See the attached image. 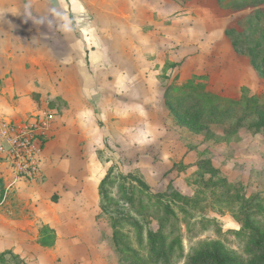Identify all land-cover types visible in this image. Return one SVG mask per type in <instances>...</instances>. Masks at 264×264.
I'll use <instances>...</instances> for the list:
<instances>
[{"label": "rangeland", "instance_id": "1", "mask_svg": "<svg viewBox=\"0 0 264 264\" xmlns=\"http://www.w3.org/2000/svg\"><path fill=\"white\" fill-rule=\"evenodd\" d=\"M65 1L68 9L54 0L50 19L74 36L73 50L86 49L88 72L43 68L35 49L24 75L6 71L0 90V121L57 115L34 180L0 151V211L18 220L22 264H213L201 256L217 243L233 264L261 262L264 0ZM192 77L219 102L205 108L175 90ZM64 128L63 150L48 157ZM110 169L143 178L171 210L136 212L117 185L104 210L97 188ZM112 217L125 219L126 250L113 242ZM42 224L56 230L52 248L37 241ZM158 230L174 251L163 262L149 244Z\"/></svg>", "mask_w": 264, "mask_h": 264}, {"label": "crops", "instance_id": "2", "mask_svg": "<svg viewBox=\"0 0 264 264\" xmlns=\"http://www.w3.org/2000/svg\"><path fill=\"white\" fill-rule=\"evenodd\" d=\"M57 3L60 6L64 5L68 9L65 0L64 3L62 0H57ZM55 5L54 0H0V64H4L2 67L4 68L3 72L0 69V78L3 81L2 88L5 84L3 74H5L6 71L10 73L13 69L10 75H24V72L28 70V64H23V60H35V49L45 52L40 55L41 59H43V61H40L43 68H45L44 62L50 64L52 70L56 71L55 73L65 75L66 73L79 72V74H85V71L88 72L86 64L84 65L86 49L73 50L75 46L74 36H70V33H66V36L61 37L59 31L62 30V24L50 19L51 16L53 17ZM44 33L46 35L42 36ZM54 33H58L57 36L59 38L55 37L53 35ZM53 39L58 40L52 42ZM58 45L61 47L60 53L55 56ZM54 49L56 50L52 52L53 55L49 54V52ZM22 69L24 72H19ZM26 75L30 77L29 72H27ZM69 95L68 97H63V100L68 102L72 100ZM65 128L61 130L58 141L52 142L47 149L48 157L53 156V150L55 148L61 149V151L63 150L62 148L65 144L64 138L67 135ZM0 178L3 179L5 187V195L0 203L1 205L7 196V184L5 178L2 176H0ZM97 192L99 194L98 188ZM16 234L18 235L16 236ZM18 236V220L16 218L11 219L6 213L0 211V252L3 253L7 250L15 252V239L18 238Z\"/></svg>", "mask_w": 264, "mask_h": 264}, {"label": "trees", "instance_id": "3", "mask_svg": "<svg viewBox=\"0 0 264 264\" xmlns=\"http://www.w3.org/2000/svg\"><path fill=\"white\" fill-rule=\"evenodd\" d=\"M200 77H192L182 83L179 87H176V91L185 97L193 96L194 99L201 102L205 108L218 103L220 98L217 95L209 93L206 91L204 84L199 83ZM198 80V82H197ZM3 86V81L0 78V90ZM173 85L171 87V92H173ZM250 106V105H249ZM117 185V187L124 193L123 199L134 207L136 212L146 213L150 206H154L165 212L171 210V201L167 203L163 201L162 195L153 194L150 191L148 184L143 180V178L136 175L125 176L123 174L114 175L112 169L107 171L102 177L99 183V195L101 197V206L105 210L108 203H112L113 199L111 195H108L107 188L110 186ZM172 190V189H171ZM175 194H179L175 191ZM5 195L4 181L0 178V203ZM173 196V194H171ZM175 197V196H174ZM112 205V204H111ZM108 210V209H107ZM112 217V228H113V242L116 247L122 250L125 249L124 242L122 241L123 235L121 233V224L124 218ZM240 235V233H237ZM166 236L162 230L155 231L150 234L149 244L152 250L157 254V258L160 262L170 259L174 251L168 249L166 250ZM57 241L56 230L49 225H43L39 230L38 243L45 248H52L55 246ZM258 246L264 245V235L257 241ZM201 256V253H200ZM202 259H209L213 264H233L234 259L229 257L223 250V245L217 243L212 247L211 250H206L202 253ZM199 258L195 260L198 264ZM11 261V262H9ZM23 261L19 255L11 250L4 251L0 254V264H22ZM256 264H264V257L261 262L257 261Z\"/></svg>", "mask_w": 264, "mask_h": 264}, {"label": "built area", "instance_id": "4", "mask_svg": "<svg viewBox=\"0 0 264 264\" xmlns=\"http://www.w3.org/2000/svg\"><path fill=\"white\" fill-rule=\"evenodd\" d=\"M56 121V112L49 108L26 120L0 121V151L30 181L40 174L45 140L55 131Z\"/></svg>", "mask_w": 264, "mask_h": 264}]
</instances>
